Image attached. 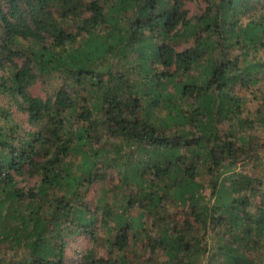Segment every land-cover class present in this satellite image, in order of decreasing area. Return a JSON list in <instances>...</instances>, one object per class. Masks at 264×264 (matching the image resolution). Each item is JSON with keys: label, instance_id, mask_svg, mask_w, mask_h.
<instances>
[{"label": "clouds", "instance_id": "obj_1", "mask_svg": "<svg viewBox=\"0 0 264 264\" xmlns=\"http://www.w3.org/2000/svg\"><path fill=\"white\" fill-rule=\"evenodd\" d=\"M0 264H264V0H0Z\"/></svg>", "mask_w": 264, "mask_h": 264}]
</instances>
